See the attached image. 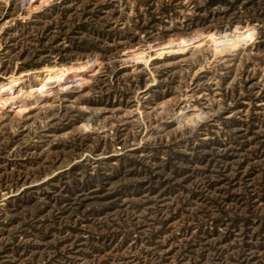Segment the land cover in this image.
<instances>
[{
    "label": "rangeland",
    "instance_id": "1",
    "mask_svg": "<svg viewBox=\"0 0 264 264\" xmlns=\"http://www.w3.org/2000/svg\"><path fill=\"white\" fill-rule=\"evenodd\" d=\"M26 1L0 0V264H264V0Z\"/></svg>",
    "mask_w": 264,
    "mask_h": 264
},
{
    "label": "bare ground",
    "instance_id": "2",
    "mask_svg": "<svg viewBox=\"0 0 264 264\" xmlns=\"http://www.w3.org/2000/svg\"><path fill=\"white\" fill-rule=\"evenodd\" d=\"M46 1L47 0H27L25 3H27L29 7H38ZM95 69L96 67L92 65L69 67L67 70H61L59 73H55L54 76L50 72L48 74H45L43 82L47 86L53 85L54 89L65 90L69 88L71 82L80 81V76L85 73H89L90 71H95ZM14 81L16 80H10L7 83H3L0 85V106H9V103H11L13 96H11L8 92L11 86L12 88L16 86L17 82L12 84Z\"/></svg>",
    "mask_w": 264,
    "mask_h": 264
}]
</instances>
